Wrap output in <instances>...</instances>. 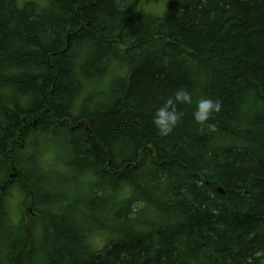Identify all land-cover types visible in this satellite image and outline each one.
<instances>
[{"label":"trees","instance_id":"obj_1","mask_svg":"<svg viewBox=\"0 0 264 264\" xmlns=\"http://www.w3.org/2000/svg\"><path fill=\"white\" fill-rule=\"evenodd\" d=\"M263 260L264 0H0V264Z\"/></svg>","mask_w":264,"mask_h":264},{"label":"clouds","instance_id":"obj_2","mask_svg":"<svg viewBox=\"0 0 264 264\" xmlns=\"http://www.w3.org/2000/svg\"><path fill=\"white\" fill-rule=\"evenodd\" d=\"M191 94L184 90H177L174 98L167 99L160 107H158L153 115L152 123L159 133L167 136L177 125L182 113L176 109V104H191ZM221 103L211 98H201L196 102L193 119L201 129L207 128L209 131H215V125L208 123L214 113L221 111Z\"/></svg>","mask_w":264,"mask_h":264},{"label":"rangeland","instance_id":"obj_3","mask_svg":"<svg viewBox=\"0 0 264 264\" xmlns=\"http://www.w3.org/2000/svg\"><path fill=\"white\" fill-rule=\"evenodd\" d=\"M21 1H22V0H21ZM149 5H150V4H149ZM158 5H161L162 8H161L160 6L154 5V6H152V10L155 11L157 14H162V16H165L166 13H165V12H162V11H163V8H164V4H158ZM126 19H127V17H126ZM146 58H147V56H144V57H143V59H146ZM153 180H154V181L157 180V177H154V176H153ZM261 264H264V261H263Z\"/></svg>","mask_w":264,"mask_h":264}]
</instances>
